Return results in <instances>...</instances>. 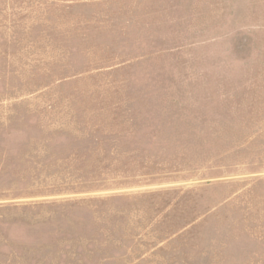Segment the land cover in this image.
Listing matches in <instances>:
<instances>
[{"label": "rangeland", "instance_id": "rangeland-1", "mask_svg": "<svg viewBox=\"0 0 264 264\" xmlns=\"http://www.w3.org/2000/svg\"><path fill=\"white\" fill-rule=\"evenodd\" d=\"M0 264H264V0H0Z\"/></svg>", "mask_w": 264, "mask_h": 264}]
</instances>
